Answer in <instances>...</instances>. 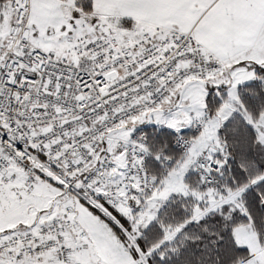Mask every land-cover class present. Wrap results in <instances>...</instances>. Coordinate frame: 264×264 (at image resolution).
Segmentation results:
<instances>
[{"label":"snow or ice","instance_id":"1","mask_svg":"<svg viewBox=\"0 0 264 264\" xmlns=\"http://www.w3.org/2000/svg\"><path fill=\"white\" fill-rule=\"evenodd\" d=\"M0 264H264V0H0Z\"/></svg>","mask_w":264,"mask_h":264}]
</instances>
